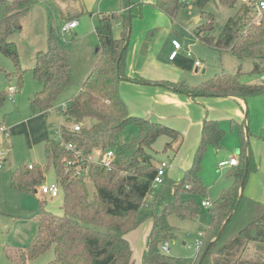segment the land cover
Masks as SVG:
<instances>
[{
    "label": "trees",
    "instance_id": "16d2710c",
    "mask_svg": "<svg viewBox=\"0 0 264 264\" xmlns=\"http://www.w3.org/2000/svg\"><path fill=\"white\" fill-rule=\"evenodd\" d=\"M36 0H0V51L14 60L22 80L23 69L14 35L23 28L22 20ZM211 0H157L156 6L170 18H175L182 7L201 9L203 20L198 37L207 46L228 51L240 60L251 59L254 72L264 74V11L256 20L254 9L260 0H246L240 11L228 18L219 36L212 35L214 14L205 8ZM234 7L236 0H219ZM120 14H102L96 26L99 41L98 60L78 94L65 104L62 114L66 124L59 130V139L45 142L46 162L43 165L23 160L11 173L14 189L37 193L45 182V174L53 167L56 181L65 195L63 215L46 209L36 214L38 234L28 247L9 250L17 264H26L54 247V258L46 264H134L133 251L126 235L147 218L154 223L143 253L142 264H264V203L245 195L249 176L258 169V161L246 134V125H239L241 146L238 164L231 167L232 185L223 190L208 208L212 221L203 245L195 256H173L161 245L174 237L168 216L196 218L201 207L194 196L207 197V187L201 177L204 154L209 146L219 150L226 130L217 120L205 118L202 137L192 166L175 181L167 175L153 187L161 162L151 150L156 140L167 135L166 150L178 151L183 135L158 121L130 114L119 91L122 79L141 84L168 86L177 92L200 96H232L251 99L264 96V82L244 83L237 74L222 73L200 85L184 81H152L127 71V50L131 41L133 21L143 18L146 4L141 0H123ZM120 23L117 37L114 27ZM48 48L36 54L33 73L42 88L31 100L33 109L46 113L52 102L72 81L71 63L65 45L59 41L54 25L49 24ZM151 34L142 46L146 52ZM262 74V75H263ZM8 93L0 91V107ZM250 117L249 110L247 112ZM82 124L79 130L73 125ZM72 124V126H68ZM137 127V134L123 143L118 135L129 126ZM71 143L73 148L65 145ZM113 148L115 159L106 167L95 158L98 151ZM30 164L33 168H30ZM247 169V173H245ZM95 184L89 196L87 179ZM231 215L222 234L217 235ZM217 238V239H216ZM211 244L204 255L206 247ZM9 249H11L9 247Z\"/></svg>",
    "mask_w": 264,
    "mask_h": 264
},
{
    "label": "rangeland",
    "instance_id": "374dc122",
    "mask_svg": "<svg viewBox=\"0 0 264 264\" xmlns=\"http://www.w3.org/2000/svg\"><path fill=\"white\" fill-rule=\"evenodd\" d=\"M245 1L236 0L234 7L226 6L220 3L219 0H211L208 3L205 11L214 14L215 25L211 32L212 35L219 36L221 34L222 28L229 17L243 14L240 9ZM122 2L123 0H119L120 5ZM121 9L120 7L115 13H121L123 10ZM50 10L44 6L40 7L32 4L29 13L22 20V30L13 37L17 43L19 63L23 69L22 80L19 78L18 67L14 60L0 51V91L8 93L7 99L0 107V124H12L14 127L9 135L3 133L5 146L0 158L2 166L0 168V264H17L10 258L9 250L28 247L34 242L38 234V220L35 216L40 209L44 208L57 215L65 213V195L61 188L59 195L56 197L44 194L40 190L37 193L24 192L12 188L10 176L11 172L23 160L32 164H45L46 138L44 136L59 139L60 127L66 124L62 110L65 104L78 94L99 57L98 37L94 29L98 21L96 16L91 17L88 15L81 21L80 28L76 31L71 30L61 35L60 29L56 30L59 41L65 45L68 52L72 81L52 102V106L47 113L45 109L40 107L33 109L31 100L42 88L34 76L33 67L37 52L48 48V28L52 14ZM253 11L256 14V20L261 18L262 14H260L258 7ZM202 14L200 8L186 6L182 7L174 18L176 21L169 40L171 41L175 37L180 40L183 46L177 62L180 64V80L185 81L187 84L200 85L224 72L237 74L240 71V79L244 83L264 82L263 73L254 72L255 64L251 59L240 60L230 52H221L205 45L200 40L196 31L199 30V26L203 22L201 19ZM196 17H200V20L196 21ZM120 32L121 29L116 25L114 27L115 36L118 37ZM187 49L193 52L195 59L201 61L199 67L195 66L193 59L187 56ZM168 54V44H166L159 54L160 60H167ZM11 86L15 88L14 99L10 98L8 92ZM195 104L204 109V116L208 114L205 117H210L209 113H212V111H209L202 102ZM152 118L158 119L155 116ZM217 120L227 133L219 150L214 149L212 146L206 149L200 174L207 187L206 199L210 202L216 201L221 192L232 185L233 180L229 176L231 169L229 161L233 156L238 158L237 151L241 146L238 125L232 122L230 118ZM162 122L172 128H176L173 126L176 123L179 125H185L186 123L183 120L178 122L173 119ZM68 126H72V124ZM176 129L179 130L178 127ZM194 129L195 127H189L188 132L179 130L184 140L178 151L165 149L166 143L170 140L167 135L160 136L154 143L153 150H151L157 161H166L169 164L168 176L175 181L180 180L178 178L180 177L179 173L183 171L185 165H192L201 143L202 128L199 140L196 139ZM137 132L136 126L127 127L118 135V142L123 143L132 139ZM4 157H8L9 161L4 162ZM45 178L47 183L56 181L53 167L48 169ZM86 182L89 196L92 198L95 184L89 178ZM194 199L200 206L202 200H204L201 196H194ZM211 218V210L203 207H201V213L196 218H181L176 214H170L168 220L174 228V237L168 240L170 244L169 254L183 257L194 256L198 252L196 242L199 233L204 234L206 232ZM133 247L137 256L141 248H137L135 244H133ZM53 258L54 247L52 246L26 264H46ZM135 264H141L140 256L136 258Z\"/></svg>",
    "mask_w": 264,
    "mask_h": 264
},
{
    "label": "crops",
    "instance_id": "0c3cea01",
    "mask_svg": "<svg viewBox=\"0 0 264 264\" xmlns=\"http://www.w3.org/2000/svg\"><path fill=\"white\" fill-rule=\"evenodd\" d=\"M141 1L146 4L144 10L145 14L143 18H135L133 21L131 41L129 42V48L127 50L128 73L130 75H140L152 81H182L179 77L180 64L177 62L180 51L183 50V48L174 59L170 58V54L174 49L172 40L176 38L173 37L170 41L169 37L174 29L176 20L170 18L164 11L156 6L157 0ZM33 4L39 5L40 7L44 6L48 10L51 9L50 11L52 14L49 22L54 25L56 30L61 29L66 23L78 20L79 24L72 29L74 31L80 28L81 21L88 15L91 17L96 16L98 20L96 23L97 26L102 14L115 13L120 7L123 9H121L122 12L125 9L123 2L120 5L119 0H36ZM195 20L199 21L200 17H196ZM96 26L94 27L95 33ZM117 27L121 29V24L118 23ZM196 32L198 33L199 31L197 30ZM148 34H151L152 40L149 43L147 51L143 52V42ZM166 44H168L169 54L168 59L163 61L160 60L159 54ZM190 58L193 59V64L195 65L196 59L194 54L193 57ZM262 78L264 79V74ZM119 91L128 106L130 114L161 123H163L162 121L172 119L178 122L183 120L186 122L185 125H179L177 123L176 125H171L185 132H188L189 127H195L194 132L197 140H199V134L201 133L205 118L212 120H227L230 118L238 127L241 123L249 125V130L251 129L249 142L258 161V169L249 176L244 193L246 196L264 203V96L248 100L232 96H200L193 99L190 95L177 92L168 86L149 83L141 84L125 79L120 81ZM200 102H202L209 111H212V113H209L210 117H205L206 115L208 116V114L204 116V109L195 104ZM193 109L195 111H192ZM248 110L250 113L249 119L247 114ZM154 116L158 119L152 118ZM2 127H6L9 133L14 129L12 124H0V158L5 146L3 133L6 134V132L1 129ZM222 128L225 129L224 127ZM44 138H46L47 141L51 137L46 135ZM230 139L234 140L232 138ZM237 153L239 157V150ZM232 158H234V156ZM3 160L4 162L9 161L8 157H4ZM191 166L192 165H185L182 169L183 171L179 173L180 177L178 178L181 179L186 170ZM0 168H2L1 164ZM204 200H202V202ZM153 223L154 221L152 218L147 219V221L141 223L139 227L126 235L133 251L134 264L138 256H140L142 264L143 253L146 249L148 236L152 230ZM206 232L204 234H206ZM133 244H135L137 248H141L137 256L135 255Z\"/></svg>",
    "mask_w": 264,
    "mask_h": 264
},
{
    "label": "built area",
    "instance_id": "2783aa9c",
    "mask_svg": "<svg viewBox=\"0 0 264 264\" xmlns=\"http://www.w3.org/2000/svg\"><path fill=\"white\" fill-rule=\"evenodd\" d=\"M258 10L262 13V11H264V0H260L258 3ZM260 13V14H261ZM79 24L78 20H74L71 21L69 23H66L62 26V28L60 29V33L61 35L67 33L68 31H71L72 29H74L75 27H77V25ZM172 44H173V51L170 54V58L174 59L178 54L179 51L183 48L182 43L180 42V40L178 39H173L172 40ZM187 55L190 57H193V52H191L189 49L187 50ZM195 65L196 66H200L201 65V61L196 59L195 61ZM9 92V96L10 98L14 99L15 96V88L13 86L9 87L8 89ZM66 106H64L65 109ZM82 126V124L80 123H76L73 125L74 130H79L80 127ZM3 131L6 132L7 135H9V132L6 130V127H2L1 128ZM68 149L73 148V145L71 143L66 144L65 145ZM97 158H95L96 162H100V164L106 166V167H111L113 165L114 159H115V151L113 148H110L108 150L105 151H99L96 154ZM238 164V158H232L229 161V165L230 166H234ZM30 168H33V165L30 164L29 165ZM168 168H169V164L166 161H161L158 169H157V173L155 175L154 181H153V187H158L163 181L165 176L168 173ZM39 190L47 195H50L51 197H56L59 195L60 192V185L57 181L52 182V183H47L44 182L43 184L40 185ZM212 205V202H210L208 199H205L202 202V206L204 208H209ZM200 238L197 240L196 242V250L199 252L202 248L203 245V238H204V234L200 233L199 234ZM162 250L166 253L170 252V244L169 242H164L162 245Z\"/></svg>",
    "mask_w": 264,
    "mask_h": 264
},
{
    "label": "water",
    "instance_id": "95a60500",
    "mask_svg": "<svg viewBox=\"0 0 264 264\" xmlns=\"http://www.w3.org/2000/svg\"><path fill=\"white\" fill-rule=\"evenodd\" d=\"M198 31H199V30H198ZM246 134H247V136L249 135L247 124H246ZM245 173H247V169H246ZM231 215H232V213H231L230 216L227 218L226 222L223 224L222 228L220 229V231H219V233H218V235H217V238L222 234V232H223V230L225 229V227H226V225H227L229 219L231 218ZM217 238H216V239H217ZM210 246H211V244H209V245L206 247V249H205V251H204V255L207 253V251L209 250Z\"/></svg>",
    "mask_w": 264,
    "mask_h": 264
},
{
    "label": "bare ground",
    "instance_id": "6f19581e",
    "mask_svg": "<svg viewBox=\"0 0 264 264\" xmlns=\"http://www.w3.org/2000/svg\"><path fill=\"white\" fill-rule=\"evenodd\" d=\"M99 152V151H98Z\"/></svg>",
    "mask_w": 264,
    "mask_h": 264
}]
</instances>
